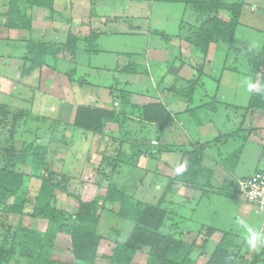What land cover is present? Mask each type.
Masks as SVG:
<instances>
[{
    "label": "rangeland",
    "instance_id": "rangeland-1",
    "mask_svg": "<svg viewBox=\"0 0 264 264\" xmlns=\"http://www.w3.org/2000/svg\"><path fill=\"white\" fill-rule=\"evenodd\" d=\"M227 1L242 3L241 16L239 22L237 23L235 36L232 42V48L234 47V50H232V52L228 51L229 49H227L223 44H220V46L214 50L211 55L212 57L209 58V66L213 68L211 71L213 73L212 77H214V80L211 78L210 81H205V84L207 83L208 92L210 95H212V88L215 86L218 78L222 77V83H218L220 84L219 92L223 94L222 97H226L222 103L225 104L224 106L226 107L222 105L220 106L221 110L224 108V112L217 111V120L215 121V124H220L221 127L219 126L220 128H213L212 126L214 125L206 124L201 127L182 126L180 128L178 125H176L179 128L180 138L178 140H181L182 137L184 140L185 136L188 135L193 136L194 138L202 136L201 138L203 141H210L209 136L204 137L203 134H201L203 132L207 133V128L210 129L208 131L210 132L209 134H212L213 138L214 136H217V143L219 145L213 146L211 144V147H209V149L212 147L215 148L217 152L212 148V152L207 156L209 157L210 155V158L214 159L218 164H220L222 166V170H224V172L220 171L221 178L218 179V181L222 180L220 185L213 183L209 190H214L215 192H211L206 197H203L198 191L196 195V198L198 199L196 200L197 207L190 213L189 216L185 217L186 219H183L181 214H179L181 216H178L177 218V210H175L174 216L172 218L176 223L179 222L178 224L181 228L189 227L190 229H200L197 237L200 240L206 236L205 229L207 227L215 229L216 233L214 232L211 235V238L209 239V242L206 246V248L209 250L212 249L215 243V241H212V239L219 240L220 233H223L224 231H234L236 234V243L243 245L246 241L245 237L247 233L244 227H242V225L239 223L240 221H243L244 224L252 227L256 232L260 233L261 236L264 237V233H261L262 231H260L264 226V217L254 216L248 204L242 200L241 196L236 191V186L231 184L236 178L245 175H251L255 171H264V112L259 114L250 112L249 115L245 117L243 116L244 107L246 106L248 96L251 92L248 89V85L251 82L248 78L242 77L241 75L244 74V72L247 73L245 69L249 68L245 58L247 56L244 53L258 51L264 42V0ZM3 2H5V0H0V6L3 4ZM47 4H50V7L47 9L42 8L38 11L28 12V15L31 17L29 21V24L31 23L30 28L27 31H23L22 34L25 36L26 40H38L45 44H50L52 42L56 45H61L62 43L63 45L65 42L61 41L60 43V39H62L61 37L54 39V27H56V30L59 31L57 34H61L63 24L66 22L70 23V25L72 23H76V21L79 20L80 22L83 20H85L84 22H93V24L97 28H100L104 34H102L98 40L95 41V43L91 44L93 49L96 48L100 51L97 53L95 52L90 56H87L86 53H83L79 50L76 51V53L78 55V60L81 58L83 62L88 60L91 66L99 67L103 65L106 68V70L99 72L98 78L94 77L99 81L96 80L93 82V80H90L91 83L99 86H105L106 81H114L117 79L122 81L123 75L113 73L112 69L115 65L120 64L119 58H122L121 60L123 61L124 57H127L130 54H136L141 59H144L145 54L148 51L152 50V48L155 46L160 47V45H158L156 42L154 43L155 31L157 34L162 33L164 35L163 37L166 39L163 41H158L159 44L168 42V45H170V38L178 39L179 37H184V42L178 40L179 42L175 41V43H178L179 49L188 51L186 50L188 46L186 44V38L192 39L194 34L193 30L202 19V17L195 13L190 7H186L182 4L157 3L153 0H49ZM1 12L2 9L0 8V13ZM112 17H119L132 21L111 25L106 24L105 22H113V20H115V18ZM3 22H5V19L0 16V23ZM102 22H104V24ZM89 24L92 26L91 23ZM3 28H0V42L2 41V46H5L7 41L11 42L14 39H12V36L6 35V33H4L8 30L5 25ZM129 30H133L135 32L131 33ZM16 32L18 33V37L23 36L20 34V32ZM235 49H240V52H236ZM63 52L68 54V51ZM227 52L229 55L226 56ZM162 54H165V52L161 51L159 56L162 57ZM241 55L243 56L240 57ZM54 60V56H46L45 67L55 71L56 69L54 68H57V64L55 65ZM67 60L70 61V59ZM82 61L79 60L80 64ZM147 64L148 69L152 68L153 60L151 56L148 57ZM235 64H237L241 69L239 74L231 73L228 70H225L234 67ZM60 65L63 67L62 69H65V66L68 64L66 65L64 63ZM223 66H225L224 70L226 72H221V68ZM3 68L4 71L2 70ZM6 68L7 67L3 66L0 69L2 70V74L11 76V79L14 81L13 73H11V71L8 72ZM87 70H89L88 66L84 69V71L86 72ZM50 74L51 73H48V76H50ZM206 75L208 76L209 74ZM47 79L52 81L51 77ZM47 85L49 86V82ZM237 87H239L238 90L236 89ZM43 88L44 87L41 86L40 89ZM107 90L109 92V97H112L113 93L115 96L117 91H114L113 88H111V90ZM79 92L80 94L84 92L86 94L94 93L97 95L101 92V90L97 89V87L88 88L87 86L86 88V86H84L79 90ZM39 94L40 91H36L34 99H36ZM65 94H67V92H65ZM109 99L111 101V98ZM0 101L1 104L6 102L5 97L4 100L0 99ZM5 105L6 104L3 105V108H6ZM25 105L20 102L18 106H21L19 110L24 112L26 111L24 118L20 119L19 122H16L15 124L13 123L11 125L9 123V128L5 130L6 132L4 131L7 134V138L3 140L5 143L0 147L2 152H4L5 149L8 148L13 142H19L22 144H28L31 142L36 145V140L39 138L42 139L43 137V130L49 129L50 126H53L55 118L53 107L54 109L57 107L56 101L54 99L51 100L48 97L42 95L38 98V101L35 103V105L33 107L31 106L29 110ZM194 105L195 104H193V106ZM14 107L18 108L16 104ZM231 108L235 111L229 110ZM13 114L14 112L11 114V118L14 116ZM61 117L63 118L57 119L56 122L57 129H61L63 134V136L59 138V140H62L63 144L62 146L59 145L61 150L57 149L58 151L56 153L53 150L54 146L49 145V151L44 156V162L40 165L38 173H36L35 168L32 167L30 163H28L24 168L19 165L18 168H22L25 178L27 181H29L27 183L29 199L34 198L35 200L38 190L37 186L40 183L42 177L56 185L62 178L65 183L59 185L62 190L57 192L54 199V206L62 212L75 214L79 203L90 202L95 197L96 186L94 185V181L96 180V169L93 167V161V163L88 162L83 158L84 154L87 153V150L84 148L83 144L76 145L77 143L71 140V133H66L67 130H70L68 127H70L69 122L71 113H69V119L68 115L66 116L64 113ZM14 118V121L18 119L17 117H13V119ZM36 119H38V121L35 123ZM178 121H181V117L179 115ZM18 123H25L26 126L24 125L23 128H17L15 130ZM43 127L48 128L43 129ZM17 130L22 131L19 132V134L17 133ZM219 131H221L222 135L219 134ZM9 135L11 137H9ZM243 136L246 138L243 146L241 147V154L238 158H236V150L240 145H242L241 138ZM44 139L45 138L42 140L44 141ZM48 139L53 141V138ZM51 144L54 143L51 142ZM164 144L167 145L166 141L162 140L160 146H163ZM17 145V147L20 148V144ZM34 145L32 147H34ZM74 146H76L77 149H74ZM151 149L154 150V147ZM153 165L154 164L151 161L147 170L149 171ZM233 168L234 171L232 173L234 175L231 176V174H228V172L232 171ZM128 169L129 170L124 172L125 174L123 173L124 176L123 174L121 175L122 179H119L124 182V186L121 187H123L127 194H131L132 196L135 194V200H141L140 195H142V189L139 188V185L144 179L142 176L143 172L139 173L140 171H138V173H134L132 172V169ZM129 171L134 174L135 178L130 179L127 177L130 180L126 181L125 176L127 173H129ZM60 172L66 173V177H63ZM149 179L151 178L147 177V180ZM29 183H31V186ZM148 189H150L149 192L153 196L156 195L152 186ZM170 190H174L175 192L181 194L184 191V188L177 187L170 188ZM196 191L197 190H195V192ZM223 191L225 195H222L224 194L221 193ZM11 202L12 198L7 199L6 206H9ZM148 203L155 202L151 198ZM30 210L31 207L26 206L24 211L25 214L31 213ZM113 210L116 212L118 208L113 207ZM240 212H244V214H241ZM104 214L106 217L104 215L103 217L102 215L100 217L98 226L99 233L102 234L106 239L110 240L116 237V234L113 233V230L119 229L120 232L123 233V237H127L130 229L132 228V223L125 220H120L117 216L110 212H104ZM3 220L6 223L5 227H3ZM22 222L24 226L31 228L40 234L46 232L47 223L44 220L30 218L26 214L22 218ZM17 223L18 217L14 215H7L6 212L3 211V206H0V246L4 247L5 244L8 245L13 241L11 230L12 227L16 226ZM18 234L20 237V235H22V231H18ZM187 238V241H191L193 236ZM245 244L247 245V241ZM106 245L107 243H102V245H100V253H104L106 251ZM195 248L196 249L193 251L192 256L196 260V264H204L207 258H205L202 250L197 247V245H195ZM260 249L261 248L258 246V242L255 249L250 247L247 248L243 245L241 247L239 259L243 258V256L252 254L254 251L260 252ZM53 255V259L56 261L67 264L72 262V256L70 254V240L68 236L61 234L57 235L54 243ZM12 260H15L13 256ZM20 262L23 264L27 263L22 259ZM135 262L137 264H146V259L144 260V255H138ZM101 264H107V262L102 261ZM257 264H264V251H262L261 258Z\"/></svg>",
    "mask_w": 264,
    "mask_h": 264
},
{
    "label": "trees",
    "instance_id": "trees-1",
    "mask_svg": "<svg viewBox=\"0 0 264 264\" xmlns=\"http://www.w3.org/2000/svg\"><path fill=\"white\" fill-rule=\"evenodd\" d=\"M48 1L5 0L0 6L2 9L0 16L5 19L4 25L6 28L17 30L23 35L22 32L27 31L31 24H29L31 17L28 12L38 11L42 8L47 9L50 7V4H47ZM153 1L166 4H182L190 7L202 17L193 30L192 39L186 38V44L192 50L206 56L210 49H216L220 44L225 45L227 49H231L237 23L241 16L242 3L228 2L227 0ZM100 35L102 34L98 30L91 32L86 37H75L69 33L67 42L62 45V49L73 50L72 53L77 57L76 51L78 50L87 55H93L100 50L93 49L91 44L95 43ZM24 37L22 36V38ZM26 52L30 58L31 66L22 71V76L45 64L46 56L55 55L53 43L45 44L42 41L34 40H28ZM246 56V62L249 66L247 68L249 69L248 75L251 77V83L255 84L256 87L250 92L244 107V117L249 115L250 112L256 114L264 112V44L258 52H252L246 54ZM135 68V64L128 62L124 65H118L114 72L133 74ZM78 83L84 84L80 80ZM196 88L194 84H189L185 89L176 92L189 98V102H191L193 91H196ZM116 90V97L124 108L122 113L92 106H77L72 122L73 128L86 134L102 136L109 125H116L122 139L121 143L128 142L130 145V153L126 158L127 162L137 161L142 155L151 156L148 150L149 137L147 132H149L152 124L164 123L170 120V115L161 104L133 105L130 100L135 95L134 93L123 89L118 90V88ZM201 101V104L191 105L187 110L189 119L196 123L200 121V116L202 118V113H217V109L220 107L215 96L204 95ZM126 109H130L128 116L137 115V125L140 126L137 130L130 125L131 120L125 115ZM4 110L5 108L0 106V114L4 113ZM25 112L22 110L14 112L11 123L15 124L23 119ZM13 117L18 119L14 121L15 118L13 119ZM125 132L127 134H124ZM9 137L11 136L9 135ZM245 138L244 136L241 138L242 145L236 150V158L241 154V147ZM38 140H36V145L31 142L28 144L13 142L2 152L0 158V206H3V211L7 215L18 217V223L11 230L13 241H10L9 246L5 244V248L0 246V264H23L20 262L21 259L27 262L25 264H67L53 259L54 243L58 234L69 237L70 254L72 256V262L69 264H101L102 261L107 262V264H137L135 262L137 256L142 255L144 249H148L146 264H196V260L192 256L195 250V242L192 244L186 243L181 236L183 233L180 231L181 229L179 232H172V234L169 231L171 228L168 227L167 222L173 218L175 212L171 206H167L163 199L156 205L140 203L120 192L112 184H103V176H105L102 173L103 169L95 171V197L90 202L79 203L75 214L62 212L54 206L55 196L59 190H62L59 185L65 183L62 178L57 186L42 177L37 186L35 200L34 198L29 199V191L27 190L29 181L25 178L22 168H18V166L24 168L30 163L38 173L47 153V147L43 146ZM16 143L20 144V148L17 147ZM33 145L34 147H32ZM191 147L193 148H187L183 145L168 147L169 152L180 151L181 158L178 167L186 165V168L180 173L171 170V174L168 173L167 175L172 176L169 178L170 182L192 187L203 193V195L204 193L210 194L213 190L209 191L206 188H208L211 173H208L203 166L205 156L203 146L192 145ZM161 151L160 149L158 152ZM61 175L65 176L64 174ZM231 184L236 186V180ZM29 185L31 186V183ZM221 193H224V191ZM222 195H225V193ZM9 198H12V202L9 206H6V200ZM116 204L119 207L113 214L120 220L132 223V228L124 239L121 238L119 229L113 230L116 237L108 240L99 233L98 226L101 215L103 217L104 212L111 213V206ZM26 206L31 207V213H26L27 216L46 221L47 229L45 233L40 234L23 225L22 218L26 215L24 212ZM196 207L197 205H195L193 211ZM176 208L179 209L180 207L177 206ZM179 214L181 213L176 212L177 218L181 216ZM185 217L182 218L186 219ZM174 223L175 226H179V222L174 221ZM5 226L6 223L3 220V227ZM175 226H173V231ZM20 230L22 235L19 237L18 231ZM205 230L206 239L199 247L209 253L204 264H257L259 262L261 253L264 251V239L258 241V246L261 248L260 252L254 251L252 254L239 259L241 247L244 245L249 248L248 244H245V240H243L245 241L243 245L237 244L235 232L224 231L221 233L220 241L214 243L212 249L209 250L206 246L210 236L216 230L209 227ZM184 231H190V233L198 235L200 229L184 227ZM102 243H107L104 253H100L99 250ZM12 256L15 260H12Z\"/></svg>",
    "mask_w": 264,
    "mask_h": 264
},
{
    "label": "crops",
    "instance_id": "crops-1",
    "mask_svg": "<svg viewBox=\"0 0 264 264\" xmlns=\"http://www.w3.org/2000/svg\"><path fill=\"white\" fill-rule=\"evenodd\" d=\"M112 18H115L113 22H105V23L111 25V24L126 23L132 21L127 19H122L119 17H112ZM84 21L85 20L80 22L79 20L76 21V23H72L71 25L70 23L67 22L64 23L61 34H57L59 31H57L56 27H54L53 28L54 29L53 31L55 33L54 39H56L57 37H61L62 39H60V43L61 41L66 43L69 33L73 34L75 37H86L91 32L98 30L100 34H103L100 28H97L93 24V22H89V21L84 22ZM89 23H91L92 26ZM102 23L104 24V22ZM3 27H4V22L0 23V28L2 29ZM16 31L17 30L8 29L6 32H4L6 33V35L12 36V39L14 40H12L11 42L7 41V44L5 46H2L3 43L2 41L0 42V46H1L0 69L3 66L7 67L6 69L8 70V72L11 71V73H13V78H14L13 81L11 79V76L3 75L2 70L4 71V68L0 70V97H1L0 99L4 100L5 97L6 100V102H3V104H1L0 101V106L6 104L4 113L0 114V147L4 145L5 141L3 140L7 138V134L4 131L7 128H9V123L12 125L11 114L13 112L18 111L21 108V106L18 107L19 103L22 102V104L24 105L26 104L25 106H27L29 110L31 106L33 107L35 105V103L38 101V98L44 95L51 100L54 99L56 101L57 107L56 109H54L53 107V113H55L53 126H50L49 129H45L48 127H43V129L45 130H43L42 139L43 138L45 139L43 141L42 139L37 137L40 139L38 142L40 143L43 142L42 145L47 147V152L49 151V147H50L49 145L54 146L53 150L56 153L58 151L57 149L61 150L60 146H62L63 144H62V140H59V138L62 137L63 134L61 129H57L56 122L57 119L63 118L61 117L63 116V113L66 116L68 115V119H69V113H71V118L69 122L70 127H68L70 128V130H67L66 133L67 134L69 132L71 133V140L75 141L77 143L76 145L83 144L84 148L87 150V153H85L83 156L85 161L88 162L93 161L94 162L93 167H95L96 170L103 169L102 173L103 175H105L103 176L104 177L103 184L105 185L112 184L115 188H117L120 192H122L126 196H129L135 200L134 197L135 194L133 196L131 194H127L124 191L123 187H121L124 186V182L119 180L122 179L121 175L126 170H129L128 168H130L133 170L132 172L134 173H138V171H140L139 173L143 172L142 176L144 179L139 185V188L142 189L141 191L142 195H140L141 200L137 199L136 201L144 204L156 205L161 199H163L165 200L164 202L166 203L167 206H171L172 210L174 211L177 210V213H181L182 217L190 215V213L193 211L196 205V200H198L196 198L198 191L195 192L196 189H193L192 187H185L183 184L177 182H172V181L170 182L169 178H171L172 176H169L167 174L168 173L171 174V170H176L178 168L181 158L179 150H176L174 152H169L168 147H171L173 145L174 146L183 145V146H187V148H193L191 147L192 145H196L198 147L203 146V152L205 155L203 159V166L207 169L208 173H211L209 185H207L208 188L206 189H210L213 183L220 185V182L222 181V180L218 181V179L221 178L220 171L224 172V170H222V166L220 164H218L214 159L210 158V155L209 157L207 156L212 152L213 149H215L213 147H212L213 149L212 148L209 149V147H211V144L213 146L219 145L217 143V138H216L217 136H214L213 138L212 134H209L210 132L208 130L210 129L207 128V133L203 132L201 134H203L204 137L209 136L210 141L207 142L203 141V139L201 138L202 136L194 138L193 136H188V135L185 136L184 140L183 137L181 140H178L180 138L178 127L180 128L182 126L201 127L206 124L214 125L212 126L213 128L221 127L220 124L218 125L215 124V121L217 120L216 112L215 113L210 112L209 114L208 112L202 113V118L200 116L199 118L200 121L198 123L191 121L189 119L188 116L189 114L187 112L188 107H190L191 105L193 104L196 105L198 103L201 104L202 102L201 100L204 97V95L215 96L216 100L218 101L217 103L218 105L220 106L225 105L222 103L226 99V97H222L223 94L219 92L220 84L222 83V77L218 78L215 86L212 88V95H210L208 92L207 83L205 84L206 80L210 81L211 78L212 80H214V77H212L213 73L211 71L213 68L209 66L210 64L209 58L212 57L211 55L215 49H210L206 56L200 54L199 52H196L195 50H192L188 46L186 48V50L188 51H184L178 48V43L177 44L175 43V41L179 42L178 40L184 42V37H179L178 39L170 38L169 43L171 46L168 45V42H164V44H159L158 41H163L166 39L163 37L164 35L162 33L157 34L155 31L154 43L156 42L158 45H160V47L155 46L154 48H152V50L148 51L145 54V58L147 60L145 58L141 59L136 54H130L129 56L124 57L123 61L121 60L122 58H119L120 64L118 65H124L127 64L128 62L135 64L136 68L133 74L121 73L123 75L122 81H119L118 79L114 81H106L105 86H99L91 83L90 80H93V82L96 81L99 76V72L102 70H106V68L103 65L99 67L91 66L88 60L86 62H83L82 59L79 58V60L82 61L80 64L77 56L74 55V53H72L73 50L68 51L67 49L64 50L62 49L61 46L62 43L61 45H56L55 43L53 44L55 49L54 61H55V65L57 64V68L56 67L54 68L56 69L55 71L46 68L45 64H43L40 67L33 69L29 74H25L22 76V71L30 68L31 66L30 58L27 56V52H26L28 40H26L25 37L24 38L18 37L17 36L18 33ZM129 32L134 33L135 31L129 30ZM62 50L68 51V54L63 52ZM232 50H234V47L232 49H229L228 51L232 52ZM161 51L165 52V54H162V57L159 56ZM235 51L240 52V49H235ZM258 51H252V52L256 53ZM252 52H245L244 54L245 55L248 53L251 54ZM227 55H229L228 52L226 56ZM150 56L152 57L153 65L152 68L148 69L147 61H148V57ZM242 56L243 55H241L240 57ZM67 59H70V61H68ZM64 63L68 65L65 66V69H62L63 67H61L60 64H64ZM205 63H206V67H205ZM118 65H115L112 68L113 73H115L114 70ZM87 66L89 70L85 72L84 69L87 68ZM224 68L225 66L221 68V72L223 71L226 72L225 70H228L231 73L239 74L241 70L237 64H235L234 67L232 68H228L225 70ZM245 70L247 73L244 72V74L241 75L242 77L248 78L251 82V77L248 75L249 69H245ZM48 73H51L50 76H48ZM118 74L121 75L120 73ZM206 74L209 75L207 76ZM50 77L52 81H49L47 79ZM79 80L84 81L85 84L78 83ZM48 82H49V86L47 85ZM189 84H194L197 87L196 91L192 90L194 93L191 102H189V98L184 97L182 94L176 92L185 89ZM41 86H43L44 88L40 89ZM84 86H86V88L87 86L88 88L97 87V89L101 90V92L98 93L97 95L94 93L86 94L84 92L80 94L79 90L82 89V87ZM111 88H113L114 91L118 88V90L123 89L124 91L134 93L135 97L133 96L130 100L131 101L130 103L133 105L141 106V105H146L148 103L161 104L166 110V112L170 115V120H167L164 123L152 124L149 128V132H147L149 134L148 150L150 151L151 156L142 155L138 158L137 161L127 162L126 158L127 155L130 153V145L128 144V142L121 143L122 139L120 138V133L118 132L116 125H109L108 129L105 131V133L102 136L86 134L84 132L78 131L73 128L72 122L77 106H81V105L92 106L98 109L112 110L116 113H122V111H124V108L122 107L120 101L117 99L116 94L114 96L113 93L112 97L111 96L109 97L108 95L109 92L107 89L111 90ZM236 89L238 90L239 87H237ZM38 90L40 91V94L36 99H34L35 93ZM65 92H67V94H65ZM107 95H108V100H107ZM109 98H111V101ZM15 104L17 105L18 108L14 107ZM229 110L235 111L232 108ZM219 111L224 112V108H222L221 110V107H219L218 112ZM129 113H130V109H126L125 115L131 120L130 125L137 130L138 127H140L139 125H137L138 117L137 115L128 116L127 114ZM178 115L181 117V121H178ZM37 121L38 119H36L35 123ZM24 125L26 126L25 123H18L15 130L17 128H23ZM176 125H178V127ZM17 131H18L17 133H19L22 130H17ZM219 132H220L219 134L222 135L221 131ZM144 133L146 134V132ZM124 134L127 133L125 132ZM48 138H53V141H50ZM162 140H165L167 145L164 144L163 146H160ZM51 142H53L54 144H51ZM153 142H156V144H152ZM152 147H154V150L151 149ZM74 149H77L76 146H74ZM160 149L162 151L158 152ZM214 151H216V149ZM1 155H2V150L0 148V158ZM151 161L153 162L154 165L148 171L147 169ZM0 163H1V159H0ZM234 168L232 171L228 172V174H231V176L234 175L232 173L234 171ZM132 172L129 171V173L126 174L125 176L126 181L130 180L131 178L132 179L135 178ZM60 174H64L66 177V173L64 172H60ZM247 176L245 175L236 178L235 180L237 181ZM127 177H129L130 179H128ZM147 177L151 179L147 180ZM151 186L154 188V192L156 193V195L154 196L149 192L150 189H148ZM177 187L184 188L183 191L184 193L182 192L181 194H179L174 190H170V188H177ZM201 195L203 197H206L209 194L204 193L203 195V193H201ZM151 198L155 203H148ZM177 206L180 208L177 209L176 208ZM113 207L118 208L119 205L116 204L114 206H111L112 209L111 213H115ZM240 213L244 214V212H240ZM103 215L106 217L105 214ZM167 224L168 227L171 228L169 229L171 234L172 232L174 233L179 232V230L181 229L180 231L183 232L181 236L186 243L192 244L193 242H195L194 244L197 245V247H200L201 244L206 239V236H204L202 240H200L199 238H197L198 237L197 234L185 232L184 228L181 227L179 228L178 225L175 226L176 224L174 223V220L172 218L170 219V221L167 222ZM173 226H175L174 231H173ZM260 231H262L261 233H264V226L263 229ZM123 236H124L123 233H121L122 239H124ZM190 236H193V239L191 241H187L188 239L187 237ZM221 237L222 235L220 233L219 240L212 239V241L218 243ZM200 249L202 250L205 258H207L208 255L207 250L204 251V249L202 248ZM147 250L148 249H144L142 252V255H144V260L146 259Z\"/></svg>",
    "mask_w": 264,
    "mask_h": 264
},
{
    "label": "built area",
    "instance_id": "built-area-1",
    "mask_svg": "<svg viewBox=\"0 0 264 264\" xmlns=\"http://www.w3.org/2000/svg\"><path fill=\"white\" fill-rule=\"evenodd\" d=\"M152 144H156V142ZM236 191L248 204L254 216L264 217V171H255L253 174L237 180Z\"/></svg>",
    "mask_w": 264,
    "mask_h": 264
},
{
    "label": "clouds",
    "instance_id": "clouds-1",
    "mask_svg": "<svg viewBox=\"0 0 264 264\" xmlns=\"http://www.w3.org/2000/svg\"><path fill=\"white\" fill-rule=\"evenodd\" d=\"M256 87L255 84L249 83L248 89L249 91L253 90ZM186 168V165H181L176 169L177 173L183 172ZM242 227H244L247 235L245 237L247 244L250 248L255 249L257 242L264 239V237L261 236L260 233L256 232L252 227L248 226L247 224H244L243 221L239 222Z\"/></svg>",
    "mask_w": 264,
    "mask_h": 264
}]
</instances>
